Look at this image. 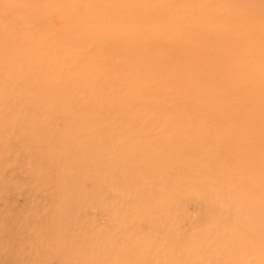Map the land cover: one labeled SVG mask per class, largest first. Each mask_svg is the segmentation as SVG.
Instances as JSON below:
<instances>
[{
  "label": "rangeland",
  "instance_id": "1",
  "mask_svg": "<svg viewBox=\"0 0 264 264\" xmlns=\"http://www.w3.org/2000/svg\"><path fill=\"white\" fill-rule=\"evenodd\" d=\"M152 1L0 0V264H264V112L225 108L264 100L208 96L254 42L183 23L221 2ZM157 26L168 69L139 60Z\"/></svg>",
  "mask_w": 264,
  "mask_h": 264
},
{
  "label": "bare ground",
  "instance_id": "2",
  "mask_svg": "<svg viewBox=\"0 0 264 264\" xmlns=\"http://www.w3.org/2000/svg\"><path fill=\"white\" fill-rule=\"evenodd\" d=\"M143 1L147 3L149 6H152L154 4L152 0H143ZM213 1L221 2V5L224 4V6L219 11H217V9L208 10L204 6H201L200 9L195 11H188L182 17L183 23L185 25L191 24L190 28L195 30L196 36L205 35L207 32L216 35L215 31H219L221 33L222 31H225L224 35H227L226 31L230 32L232 30H235L238 36L240 37V40H243L242 42H248V38L250 39V42H254V45H249L247 50H245V55L249 53L250 55H247V57L253 56L257 60V63L256 60L251 61L250 62L251 68L247 66L239 70H237L239 66L235 69L233 68L234 65H232V63L224 64L231 71H229V74L226 77H224V80L222 81L223 84H218L216 83V81H214L208 85V96L212 97L213 95L216 94L230 95V96H235L238 94L243 95L241 89L245 88L246 83H250L251 87H255V89L261 93L264 100V30L260 29V27L257 25V23H261L260 26L264 25V22L262 21L264 20V0H208V3L211 4ZM228 3H230V6L228 5ZM6 11H7L6 8H4L3 10L0 9V17L2 15H6ZM241 26H247L248 29L246 30ZM218 27H223L224 29L219 30ZM249 29L252 30L254 33L248 34L247 32ZM159 31L163 32V34L160 33ZM224 35H221L219 39L217 38L218 39V44L216 47L217 51L219 50L220 47H225L226 45H229L230 41H231L230 43L231 46L234 47L239 46L238 45L239 42L238 39L235 37V34H233L232 36L227 35L228 37ZM175 36L176 35L166 34L164 32V28H160L157 26L152 36L147 35L145 36L146 41L143 42L140 41V42L145 46H151L150 52L157 51L158 55H150L147 52L146 47L143 46L145 48V55L143 57H140L139 60L142 62H146L149 60L150 57H152L151 62L157 63L161 68L168 69L164 64L167 60L164 59V51H163L164 48H169V47L171 48L173 46H177L180 48V51H183L185 54L189 55L188 51H186L185 49L186 46L184 43L185 39L184 41L182 39H175ZM187 37L190 39L189 35ZM233 41H236L238 43L234 44ZM165 42L167 44L166 47L161 49V47L164 46L163 43ZM102 48L103 51H109L110 49L111 51L120 50L121 52H127V50L122 49V44L117 43L116 41H109L106 45H102ZM234 58L241 59V61L244 62L247 60L246 56H240L238 54H236ZM212 59L214 60L213 57ZM180 60L181 59H178L177 57L176 60L173 61L169 60L170 64H172V69L175 70L173 76L174 80L179 79L180 65L183 64V61ZM187 60L188 57L184 58V62H186ZM215 60L218 59L215 58ZM245 63H247V61ZM253 81H256L257 84L253 83ZM216 85H222V86L217 87ZM215 89H218V91L214 92ZM231 101L232 102H229L225 105L226 109L232 107L233 108L241 107L247 109V105L249 103L247 112L245 110L239 113L238 115H233V117L236 118L237 120H240V122L241 121L248 122L249 126H251L252 123L256 121L260 113L264 112V107L255 105L253 100H248L243 98L242 101L239 98L237 101H235L234 99L231 98ZM225 108L219 107L217 108V110L219 113H225ZM256 127L264 130V117L261 118L260 124L256 125ZM232 132H233L232 130L229 131L230 138H234ZM241 132H242L241 130H238L236 132V135H240ZM222 136L225 137V134H223ZM96 138H97L96 134H91L90 138H88L86 141L90 146H93V144H95ZM257 155L258 153H254L253 156H257ZM243 174L246 175L245 172H243L242 175Z\"/></svg>",
  "mask_w": 264,
  "mask_h": 264
}]
</instances>
